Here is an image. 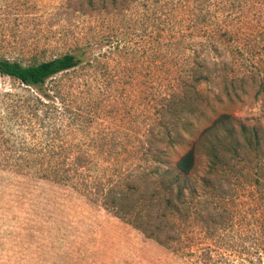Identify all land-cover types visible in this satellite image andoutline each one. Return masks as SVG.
<instances>
[{
	"label": "trees",
	"instance_id": "obj_1",
	"mask_svg": "<svg viewBox=\"0 0 264 264\" xmlns=\"http://www.w3.org/2000/svg\"><path fill=\"white\" fill-rule=\"evenodd\" d=\"M112 1V5L123 9L132 8L137 0ZM158 1L152 0L154 14L160 11ZM172 1L167 2L170 3L167 7L165 3L160 11L164 15V25L159 20L155 34L150 38L151 48L163 45L168 50L167 56L161 57L152 50L148 55V86L142 88L141 81L137 85L141 103L146 100L148 108L153 110L151 121L160 135L142 141L139 155L132 157L133 165L144 161L147 166L141 165L137 171L130 167L126 179L123 177L125 172L116 175L114 171L112 175L113 169L111 173V166L107 164L118 158L119 151L127 150L119 145L122 138H130L127 131L116 128L103 138L106 146L102 150L98 149L97 135L90 140L95 154L104 159L105 165L94 163L91 151L80 150L77 146L68 151V148L55 144V135L49 127L59 105L66 107L67 93L73 97L81 96L80 107L84 106V110L90 108L87 111L94 115L99 109L100 112L104 110L112 99L110 93L104 99L98 89H80L84 84L79 75L85 83L90 77L96 79L97 72L107 75L101 71L99 54L89 60L86 51L80 49L28 63L0 57V75L10 83L9 89L0 90V144L9 146L0 148V167L16 173L34 170L35 178L71 186L88 201L101 203L145 237L161 245L180 240L179 231L185 229L177 227L176 220L185 228L201 221L212 236L215 233L224 235L225 230L233 229L232 233L237 235V230L245 226L249 230L256 229L257 234L254 231L249 234L252 238L249 245H220L207 248V251L217 255L211 264H220L225 252L232 257L225 264H264V138L260 141L255 126L248 128L241 124L239 131L228 128L225 139L217 136L209 140L204 145L207 169L200 177V185L194 186L190 177L197 169V139L228 122L231 116L222 112L211 120L206 117L210 124L201 129H194V122L188 119L198 107V98L202 99L200 86L210 82L215 71H224L220 75L224 86H234L245 77L229 75L240 64L236 55L250 53L253 56L264 51L263 39H251L258 29L257 24L264 22V0H176L175 4ZM104 8L107 9V5ZM164 29L168 37L176 30L178 34L164 42L160 32ZM261 30L264 32L263 27ZM210 53H215L216 59ZM85 68L91 71L78 73ZM70 75L78 78L65 79ZM48 80L52 83L48 84ZM73 89L77 91L73 92ZM120 97L127 101L130 95L121 93ZM104 100L107 102L102 104ZM116 108V104L110 106L111 117L116 115ZM14 126L16 134L12 131ZM26 131L35 136L42 131L40 140L31 142ZM195 131V136L188 139ZM118 132L122 134L116 135ZM239 134L243 143L235 138ZM177 144L186 145L187 149L171 159L167 149ZM134 150L135 146L129 151ZM163 164L165 167L160 168ZM221 181L226 186L224 190ZM246 182L263 187L261 196L254 198L255 204H249L252 208H247L240 198ZM242 204L244 208L239 210Z\"/></svg>",
	"mask_w": 264,
	"mask_h": 264
},
{
	"label": "rangeland",
	"instance_id": "obj_2",
	"mask_svg": "<svg viewBox=\"0 0 264 264\" xmlns=\"http://www.w3.org/2000/svg\"><path fill=\"white\" fill-rule=\"evenodd\" d=\"M144 1L137 0L130 4L132 8L119 9L111 4L112 0H0V57L28 63L33 59L45 60L80 49L86 51L89 60L100 55L101 71L107 75L97 72L96 79L90 77L88 83L83 82L79 75L84 84L80 89H98L97 92L104 95V99L110 93L112 99L106 108L101 112L99 109L94 115L87 111L90 108L84 110V106L80 107L81 96L73 97L67 93L66 107L58 104L60 109L50 122L49 131L55 135L54 142L61 148L70 151L77 146L80 150L91 151L93 162L102 165L107 163L95 154L90 140L97 135L98 149L102 150L106 146L104 137L111 133L112 128L127 131L130 138L123 137L119 143L127 150L119 151L118 158L107 164L111 166V173L113 169L112 175L114 171L116 175L125 172V179L130 167L137 171L140 170L139 166H147L144 161L133 165L132 157L139 155L142 141L160 136L151 121L153 110L148 108L146 100L144 104L141 103L137 85L141 81L142 88L148 86L146 73L147 68L149 70L147 65H150L148 55L152 50L161 57L167 56L168 50L163 45L151 48L150 38L155 34L159 20L164 25V15L160 11L170 0H157L161 7L155 14L152 0H147L146 4H143ZM171 3L175 4L176 0ZM175 18L177 21L178 15ZM257 25L258 29L251 39L264 41L261 30L262 27L264 29V22ZM160 32L164 42L178 34L176 30L173 36L168 37L165 29ZM210 54L216 59L215 53ZM236 56L240 64L229 75H245L244 79L238 80L234 86H224L220 76L224 71H215L212 80L200 86L202 99L198 98V107L188 116L194 122V129L210 124L206 117L211 120L222 112L231 116L228 122L209 130L204 137H196L197 169L190 177L194 186L200 185V177L207 169L204 145L209 140L217 136L225 139L228 128L239 131L241 124L248 128L255 126L260 141L264 138V51L253 56L250 53ZM90 71L85 68L78 73ZM133 75L135 78H132ZM66 78L78 77L70 75ZM131 78L135 81H131ZM47 82L50 84L52 80ZM9 87V80L0 75V90ZM121 93L130 95L127 101L121 100ZM106 102L104 100L102 104ZM114 104L117 112L111 117L110 106ZM70 113L72 115L68 117ZM33 122L37 128L36 122ZM12 131L16 134L17 128L14 126ZM196 131L188 139H192ZM41 133L39 131L35 136L27 132V136L29 140L32 139L31 142L37 141ZM235 138L244 142L240 134ZM134 146V152L129 151ZM6 147H9L8 144H0V148ZM186 149V145L177 144L168 148L167 154L175 159ZM164 167V164L160 165V168ZM33 175L34 170L16 173L0 167V264H211L217 255L209 253L207 248L220 245L243 247L252 242L249 234L252 231L257 234L258 231L245 226L237 230V235L236 232L232 233L235 231L233 229L225 230L224 235L215 233L212 236L206 232L201 221L185 228L182 222L176 220L177 227L185 229L179 231L180 240L161 245L145 237L101 203L88 201L73 187ZM220 184L224 190L226 186L223 181ZM262 190V186L246 182L240 198L247 208H252L249 204H255L254 198L260 197ZM243 208L242 204L239 210ZM253 227H257L255 223ZM231 258L229 252H225L220 264L227 263Z\"/></svg>",
	"mask_w": 264,
	"mask_h": 264
}]
</instances>
